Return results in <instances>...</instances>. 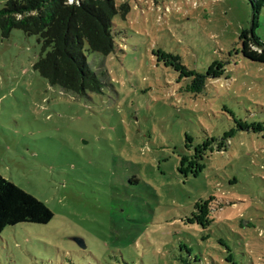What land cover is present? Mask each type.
<instances>
[{"label":"rangeland","instance_id":"obj_1","mask_svg":"<svg viewBox=\"0 0 264 264\" xmlns=\"http://www.w3.org/2000/svg\"><path fill=\"white\" fill-rule=\"evenodd\" d=\"M116 1V50L87 53L99 93L0 33V173L54 214L7 226L0 264H264V63L241 41L264 43V0Z\"/></svg>","mask_w":264,"mask_h":264},{"label":"trees","instance_id":"obj_2","mask_svg":"<svg viewBox=\"0 0 264 264\" xmlns=\"http://www.w3.org/2000/svg\"><path fill=\"white\" fill-rule=\"evenodd\" d=\"M253 4L258 10L260 4ZM130 10L129 3L116 0H8L0 5V33L5 38L13 29H20L38 36L44 54L34 67L51 85L77 95L99 93L103 79L91 68L87 53H113L115 18L125 20ZM241 41L246 58L264 63V43L251 37L247 28L242 30ZM192 75L191 88L200 92L205 76ZM53 216L45 202L0 173V234L7 226L45 224Z\"/></svg>","mask_w":264,"mask_h":264},{"label":"water","instance_id":"obj_3","mask_svg":"<svg viewBox=\"0 0 264 264\" xmlns=\"http://www.w3.org/2000/svg\"><path fill=\"white\" fill-rule=\"evenodd\" d=\"M250 34H251V37L253 36V32H252V30L250 31ZM257 47H263V46H258L257 45ZM76 239V241L78 242V244L81 246V247H83V248H85L86 247V245H85V243H84V240L83 239H80V238H75Z\"/></svg>","mask_w":264,"mask_h":264}]
</instances>
